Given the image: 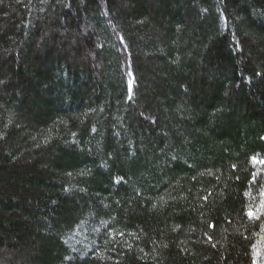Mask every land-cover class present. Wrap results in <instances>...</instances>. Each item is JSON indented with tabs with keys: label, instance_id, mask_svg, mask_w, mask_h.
Masks as SVG:
<instances>
[{
	"label": "trees",
	"instance_id": "trees-1",
	"mask_svg": "<svg viewBox=\"0 0 264 264\" xmlns=\"http://www.w3.org/2000/svg\"><path fill=\"white\" fill-rule=\"evenodd\" d=\"M0 264H264V0H0Z\"/></svg>",
	"mask_w": 264,
	"mask_h": 264
}]
</instances>
